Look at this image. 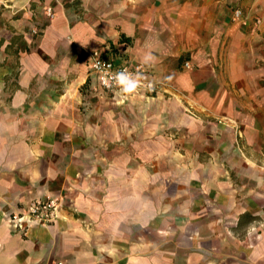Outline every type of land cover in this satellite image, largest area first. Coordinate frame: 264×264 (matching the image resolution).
Returning <instances> with one entry per match:
<instances>
[{"label": "rangeland", "instance_id": "1", "mask_svg": "<svg viewBox=\"0 0 264 264\" xmlns=\"http://www.w3.org/2000/svg\"><path fill=\"white\" fill-rule=\"evenodd\" d=\"M151 1L155 5V0H142L140 6L149 12ZM108 2L112 8L129 13L137 3ZM6 3L0 7V28H9ZM87 3L29 0L28 15L24 14L30 47L23 51L31 64L39 57L50 65L49 72L35 78L31 101L61 105L56 114L46 113V119L55 117L61 122V145L69 166L64 186L86 183L85 171L91 167L97 175L104 170L125 175L120 195L127 205L132 204L134 194L141 195L142 209L136 214L141 226L135 231L136 245L133 230L128 236L131 240L125 241V264H263L251 255L252 245L259 240L248 230L252 225L260 226L264 215L247 208L252 198L248 191L256 187V175L260 179L264 173V28L254 29L253 49L243 57L235 81L218 79L206 87L189 89L190 97L177 86L160 97L157 93L115 96L101 92L87 80L76 86L69 83L72 77L87 76L89 51L96 48L77 43L73 28L87 20L98 25L100 17L87 12ZM226 6L222 9L223 24L253 20L251 9L234 2ZM236 6L244 8L241 19H234ZM110 14L112 11L106 12V17ZM14 17L21 19V13ZM58 21L66 28L63 35L53 28ZM5 37L4 33L1 42ZM239 39H245L243 33ZM21 41L20 35H13L14 43L8 50L13 62L2 59L0 63L1 77L10 89L17 87ZM0 52V57H5L1 47ZM188 56L183 53L179 57L180 71L195 68L191 62L186 66ZM57 67L59 71L68 67L73 74L56 82L52 77ZM210 94L219 95L213 98ZM107 195L111 206L118 204L117 194L105 193L104 199ZM59 199L62 206L69 207L66 191ZM135 246L137 256L129 257L133 252L128 251Z\"/></svg>", "mask_w": 264, "mask_h": 264}, {"label": "crops", "instance_id": "2", "mask_svg": "<svg viewBox=\"0 0 264 264\" xmlns=\"http://www.w3.org/2000/svg\"><path fill=\"white\" fill-rule=\"evenodd\" d=\"M5 1L7 23L8 18L11 19L9 28H0V47L5 50L0 63L2 59L13 62L8 50L14 43V34L21 36L22 41L18 44L22 51L17 87L7 88L0 74V264H56L58 261L64 264H125V241L131 240L128 236L133 230L132 240L136 245L135 231L141 226L136 218L142 209L141 195L134 194L132 204L127 205L125 200L121 201L124 195H120V187L126 185L125 175L111 174L107 170L97 175L91 167L85 171L86 183L64 186L66 180L63 181V177L67 176L69 166H66L67 155L61 145V122L55 117L50 121L46 119V113L56 114L61 105L31 101L35 78L49 72L50 65L39 57L36 64H31V58L23 51L30 47L24 19L28 15L29 0H0V7ZM86 1L87 12L100 18L98 25L93 20L77 22L73 27L76 42L96 48L110 47L112 55L124 53L137 62L151 51L158 58L157 63L149 67L152 76L166 85L157 93L159 97L164 92L172 93L175 86L181 87L183 95L190 97L189 89L206 87L218 79L237 80L236 71L243 63V57L253 49L254 29L264 28V0H155L156 6L152 1L149 3V12L140 6L142 0H136L131 13L112 8L108 0ZM227 2L251 9L253 20L223 24L221 17ZM154 7H157L156 11ZM111 11L112 14L106 17V12ZM19 12L21 19L14 17ZM259 16L263 17V22L257 25L255 19ZM53 28L62 35L66 32L60 21L54 22ZM4 33L5 41L1 42ZM241 33L244 40L239 39ZM183 53L189 55L188 61L195 67L193 70L177 68ZM73 66L77 70L78 62ZM67 68L59 71L57 67L52 77L54 81L73 74ZM86 71L87 76L72 77L70 85H80L87 80L101 92L120 95L102 89L89 65ZM39 92L38 89L37 97ZM218 95L210 94L213 98ZM134 96L146 97L148 94ZM205 109L211 108L205 105ZM99 176L102 177L101 184ZM260 177L256 175V187L248 191L252 198L247 210L252 213L260 210L264 215V173ZM64 191L69 194V207L60 202L58 217L51 223L35 224L27 233L10 226L8 216L23 210L31 200L56 198L60 201ZM109 192L117 194V205L113 202L111 206L109 195L104 199V194ZM248 234H257L259 240L252 245L251 255L264 261V217L261 225H252ZM128 252H133L128 256L135 258L136 246Z\"/></svg>", "mask_w": 264, "mask_h": 264}, {"label": "built area", "instance_id": "3", "mask_svg": "<svg viewBox=\"0 0 264 264\" xmlns=\"http://www.w3.org/2000/svg\"><path fill=\"white\" fill-rule=\"evenodd\" d=\"M234 19H241L244 17V9L236 7L233 11ZM257 25L263 22V17L255 19ZM110 47L94 48L89 51V66L91 72L96 77L99 86L108 92L121 94L119 90L111 86V80L114 73L127 68L130 72L142 71L147 77V81L155 82L153 90L140 89L135 94H154L162 90L164 83L153 78L149 67H144L140 62L134 61L126 56L124 53L120 55H112ZM97 64L100 65L101 70H98ZM186 66L190 67L191 63L186 62ZM106 81L108 83H106ZM61 203L56 198H42L31 200L23 210L11 213L8 216V222L14 230H20L27 233L35 224H49L54 221L59 214ZM56 264H64L63 261H58Z\"/></svg>", "mask_w": 264, "mask_h": 264}, {"label": "clouds", "instance_id": "4", "mask_svg": "<svg viewBox=\"0 0 264 264\" xmlns=\"http://www.w3.org/2000/svg\"><path fill=\"white\" fill-rule=\"evenodd\" d=\"M157 61L158 58L151 51H148L141 57L140 63L144 67H151ZM97 68L102 71L99 64H97ZM106 83L108 82L106 81ZM111 86L116 87L122 95L131 96L142 88L153 90L155 82L147 81V77L142 71L130 72L124 68L113 74Z\"/></svg>", "mask_w": 264, "mask_h": 264}]
</instances>
